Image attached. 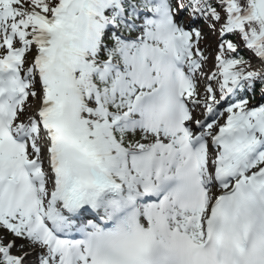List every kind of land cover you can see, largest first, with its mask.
<instances>
[{"label":"snow or ice","instance_id":"6c2138e0","mask_svg":"<svg viewBox=\"0 0 264 264\" xmlns=\"http://www.w3.org/2000/svg\"><path fill=\"white\" fill-rule=\"evenodd\" d=\"M0 264H264V0H0Z\"/></svg>","mask_w":264,"mask_h":264},{"label":"rangeland","instance_id":"374dc122","mask_svg":"<svg viewBox=\"0 0 264 264\" xmlns=\"http://www.w3.org/2000/svg\"><path fill=\"white\" fill-rule=\"evenodd\" d=\"M206 42L209 43V44H211V40H207Z\"/></svg>","mask_w":264,"mask_h":264},{"label":"trees","instance_id":"16d2710c","mask_svg":"<svg viewBox=\"0 0 264 264\" xmlns=\"http://www.w3.org/2000/svg\"><path fill=\"white\" fill-rule=\"evenodd\" d=\"M257 96H259V91H257Z\"/></svg>","mask_w":264,"mask_h":264}]
</instances>
